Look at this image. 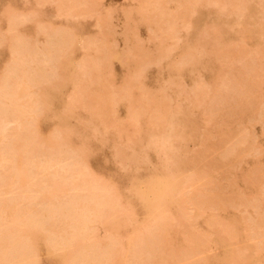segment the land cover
<instances>
[{"label":"bare ground","instance_id":"1","mask_svg":"<svg viewBox=\"0 0 264 264\" xmlns=\"http://www.w3.org/2000/svg\"><path fill=\"white\" fill-rule=\"evenodd\" d=\"M84 1H82V2H84ZM215 1H217V0H215ZM45 2L47 3L46 0H37L35 2V4H33L30 0H24L21 2H19V0H0V73L2 72L1 71L2 68L8 69L6 74L2 73L3 76H2V78H0L1 79V81H0V125L4 124L3 126H0V137L2 134H3L2 138L5 137L6 132H8L9 135L12 134V133L10 134V132L6 130V128H7L6 126L11 122V120H10L11 118L13 119V121L18 120L21 124L19 126L18 125L19 122L17 123V125L19 127H21L20 129H18V131H20V132L17 131V133H14V136L12 134L11 136L14 138H12L11 136L10 137L14 140L15 139L17 140L20 137H21L20 139L24 138L23 140H20V143H22V141H23V143L25 144L24 141L25 140L27 141L25 144L26 146H24V152H29V156H31L32 159H33V156H35L37 154V152H39V151L43 152L46 155H49L48 157H50L52 155V154H50L52 152L47 151L48 149L45 150L46 142H50L53 139L56 140L59 138H60V140L65 141L66 147L68 149H74L75 150L72 152H67V154H69V157L71 155L72 158L74 159L73 160L74 163L71 164V166L69 165L68 168H65V171H67V172H65V175L70 173V177L71 176L74 177L72 180V185L75 188H79L80 190L85 191L86 194L83 196H74L73 198H70L68 200V203L66 204V205L70 206L69 208H66L67 207L66 205L64 207L63 203L61 202V200L58 197L56 199H59L60 200L59 202L62 203L63 206L60 203H59V205H57V204L55 205L53 202L56 203L58 201L57 200L54 201L53 198L56 196L57 191L63 185V182H64L63 181L64 180V174L63 173L60 174V173L56 172L55 176L56 175H58V176H56V177L54 176L53 179H47L48 181L46 180V182H44V183L41 182L40 184H38V183H36L37 181L36 182L34 181V180H38L37 178L36 179L34 178V180L32 179V177L35 176V174H32V173L30 174V175H32L30 177L31 179H29V176H27V173L29 175L30 172H33L32 169H34V168H32V167L36 166L35 163L33 166L31 165V164H33V162H31L30 159L26 158V159H24V162L22 160V162L20 161L21 163L20 164L18 163V165H16V166L11 165L10 168L8 167L9 169L6 168V169H8V171H5V173L10 172V170L12 169L13 172H16L15 177H18L17 176L18 173H22V172L25 173L26 177L28 178L27 184H25V185L32 184V185H34V188L35 187L37 188V190L35 191L36 193L35 192L34 193L36 194V196L38 198L36 200L38 204L35 201V203L38 206L36 204H35L36 206L34 205L35 207L30 205V208H31L30 217H27V219H26L27 222L23 223V221H19V217H18L19 212L17 213V211H18L17 209H18L19 205H17L18 207L16 208V212L15 211L12 212V211H9V208H10L9 203H11L13 200H11L10 202L5 201V200L0 201V218H1V215H3V217L5 216V218L9 219V221H8L9 223L8 224L5 223L6 225L3 223L2 224L0 223V264H14L15 262H19V264H126L125 259H123V256L126 252H128L130 250L131 246H140L141 247L142 244H146L147 246L160 245V242H158V240H157L158 237H160L163 234V231H165L167 233H169V231H170V224H169L170 217L166 215V212H167L166 210L170 205L174 204V202H175L174 201L175 197H173V194H175V193H172L171 190H173L174 188H176L177 186L180 185L179 175L184 170L185 171L189 170L188 172H190L191 175L188 174V177H189V179H191L192 176L194 175V173H192V171L196 170L195 168H198V167H195V168H193V167L196 166V164L198 166V164L201 161H204L206 159L207 154H209L208 153L209 151L207 152L208 149L201 147V149L197 150L198 153H196V155H195V153H193L194 155H187L183 158H177L176 157L177 154H176V156L174 154V157L170 156V155H173L172 153H174V151L175 152L179 151L178 149L181 145L180 142H184V141H182L183 137H184V140L186 139L185 138L186 136L188 139H190L192 141L196 140L195 116H193V115H195L197 111L193 112L190 109V112H189L188 109L187 110L183 109V107L181 106L180 103H179L180 105L177 108H176V106L174 108L175 102H173L172 108H171L170 104H168V101H171L172 99L168 98V96H170V95L167 94V91H170L171 89L173 90V88H170L171 86L172 87L175 86L174 89L177 88L176 87V84L178 82L176 80L177 76L175 78H173V77L175 75H180V74H184V73L188 74V76L190 78V79L188 78L189 79V84H188L189 87L188 88H191V91H188V90H185V91H188V94L186 93L187 95H189V93H193V95L198 98V102L195 103L196 105L194 104L195 107L197 105L199 107L200 106L205 107L204 105H206L208 107L210 105V103L213 102V100H215L216 98H219L221 101H216L214 107L215 106L217 107V105H219V107H220V105H221V106H223V108H226L230 104H231L230 106H234V105H236V102H239L237 104L241 108L242 106H240L241 105L240 101L244 99L243 96L247 93L248 94L253 93V92L251 93V90H250V89H252V86H250V82L251 81L253 82V80H251L252 77H254V81H255V78H257V81H259L258 79L261 78V74H263V70H264V68H261V66L263 67L262 63L264 61V0H242L238 4H236V3L231 4L232 7L224 6L223 8L217 10L219 15L216 17L214 15V12H212L209 8H207L205 6V3L202 2L203 5L202 4L200 5V2L198 4V0L196 1V3L194 2L193 5H194L195 9L193 12V16L190 17L191 18L190 22L188 21L189 22V28H187L185 33H183L179 37L180 39H182L181 45L179 44V46L178 45L175 46V44L173 43V40L171 42L172 44L170 43V41L168 42V43H170V46L172 45L171 46V48H173L172 50H174V47H177V48H175V50L176 49L178 50V53L180 54L179 55L180 58H179V61L177 63L178 65L176 66V64H175L176 67H173V65H171V63H169V61H170L169 60L168 62H166L164 68L165 69L168 68V72L173 75V76L170 75V77H172L173 80L175 79L177 82H173V83L170 82V84H169L168 83L169 80H168V82L166 80L169 78V77H167L168 76L167 75L166 76L167 78H165V80L164 79L163 80L165 81L166 85H167V83H168V85L165 87L164 86L165 83L163 81L162 82L164 84L161 82L163 84V85L161 84L162 87L164 86V88H166V89L168 88L166 92H165L164 88H163L164 90L162 89V87L160 88L161 90H159L157 88H155V90H154V88L149 87L150 89L154 90V93L153 92L150 93V95L153 97L152 111L154 112L152 115V119L154 120V123L152 124V126L154 128H157L158 132H157V135H155V136L158 137L160 142L154 141V143H153L152 142L153 136L149 132L143 130L141 127V124H137L139 122L138 119H140L139 117H141L143 114L142 113H133V114H130V122L133 121L132 124L133 125L137 124L138 128L135 129L137 127L135 125L134 126L132 125V127L130 128L131 124L129 123L126 128L129 127L130 129H132V131L129 130V131H131V132H129L127 129L128 132L125 133L126 128H123L124 131L122 132V133H124L125 137L124 136L123 137L125 139L128 137V135L129 136L131 135V137H130L131 139L129 138L130 144L126 145V146H123V145L118 146L117 145V146H114L113 149L110 148L111 150H108V144H110L112 142L113 134L111 135L110 133H105V134H102L98 139H96L95 136L98 132L97 123H105L106 118L110 115V111H112L114 113V106L118 105L121 107V105H120L121 100L124 101L123 98L126 99L127 96H125L123 94V95H120L118 98H115V99H113L111 96L106 97L108 95L107 93H109L110 90L107 89L108 91H105L106 89L104 90V88L102 90H100L95 95V97H90L89 95H85V93H89V91L93 92L92 90H89V85L94 80V76H95L94 74H95L96 69L100 68V66H101L100 64H98L101 62H98V57L95 54V52L98 53L99 48H102V47L101 46L95 47L94 44L91 42H89L87 44L86 48L90 52L88 54L90 64L74 65L75 68H77V69L80 68V70H81L80 74H76L74 72L75 68L74 67L72 68V59L74 56L72 57L71 55H69V53L67 54L66 51H68V49L70 48V45H73L79 39V32L76 30L77 28L75 29V27L72 26V24L68 20H63L60 23L57 21L59 24L65 25V30L67 32H65L64 30H60V31H62V33H61L57 29L56 30L53 29L51 31L48 30V33H47L48 34V40L45 39L46 42L49 41L48 45L45 44L43 47H38L35 45V43H38L37 42L38 40L36 39L37 35H38L37 30L39 32V29H40V33H41V30L46 31L48 29V23L46 24L47 29L46 28L44 29L42 26H41L42 29L41 28L37 29V26L44 24V21H43L44 16L46 18L48 17L47 21L49 22L50 25H51L50 22H52V21H50L49 19H54L57 16V13L55 14L54 9L52 7L47 8V7L43 6L45 4ZM212 2H213V0H212ZM184 3H185V0H184ZM187 3H188V1H187ZM80 4H82V3H80ZM95 4H97V3H95ZM188 4L190 5L191 3H188ZM8 6L10 7V9L12 11L24 12V16H29L27 14H30L31 15V16H29L30 19L27 18V19H25L23 21H19V22H13V21L5 19L3 14L5 13ZM95 6L94 7L91 6L93 8V10L95 9ZM99 6H97V7H99ZM211 7H213V6H211ZM92 8L89 7L86 9L90 12V10ZM108 8H110V7H108ZM99 9H101V8H99ZM110 9H112V8H110ZM59 10L60 9L58 8V11ZM87 10H86V12H87ZM95 10H97V9H95ZM114 10H115V8H114ZM131 11H129V12L131 13ZM91 13H93V11H91ZM101 14L99 13V15H101ZM106 14H108V13H106ZM136 14L137 13L135 12V15ZM138 14H139V11H138ZM180 14H182V13H180ZM89 15H90V13H89ZM49 16H50V18H49ZM82 16H86V14L82 15ZM103 16H102V20L104 18L103 21H105L106 20L105 14ZM228 16L232 17L230 21L227 20ZM20 17H23V16H20ZM60 17H61V15H60ZM97 17L98 16H95L94 20ZM125 17L126 16H124V18ZM58 18L59 17H57L55 19H58ZM88 19H91V18L89 17ZM100 19L101 18H99V20ZM107 19L110 20L108 18V16H107ZM69 20H71V19H69ZM82 20H84V19H82ZM102 20H101V23H102ZM127 20L125 19V22ZM132 20L130 19V21H132ZM145 20H147V19H145ZM149 20L150 19H148V22H149ZM176 20H178V19H176ZM253 20H254V22L252 23ZM111 21L112 20H110L108 22H111ZM123 21H124V19H123ZM157 21H158V18H157ZM97 22H98V20H97ZM108 22H107V24H108ZM116 23H117V20H116ZM131 23H134V22H131ZM94 24H95V22H94ZM110 24H112V22L109 23V25ZM123 24H124V22H123ZM150 24H152V22ZM158 24L159 23L154 24V25L157 26ZM208 24H209V26L211 24L210 29L206 28ZM95 25H97V24H95ZM109 25H107V26H109ZM119 25L122 26L121 23ZM128 25H126V26L128 27ZM132 25H133L132 27H134V24H132ZM55 26H57V25H55ZM112 26L113 25H111L110 27H112ZM156 26H154V27H156ZM173 26H175V25L173 24ZM60 27H62V26H60ZM92 27H94V26H92ZM92 27H91V23L88 22V20H87V22L82 21V24L78 28L80 29V31L82 33L86 34V36H91V34H92L91 28ZM115 28H117V25H115ZM115 28H114V31H115ZM161 28L162 27H160L159 29H161ZM123 29H124V27H123ZM155 29H152V32ZM170 29H173V28H170ZM134 30H136V29H134ZM134 30H132L133 35L131 37L135 36V34H136ZM175 30L173 29V31H175ZM121 31H122V29H121ZM125 31H126V29H125ZM155 31H157V29ZM165 31L166 30H164V32ZM63 32H65V34ZM161 32H163V31H161ZM45 33L43 34V36L45 35ZM114 33H116V31ZM128 33H131V32L128 31ZM128 33H127V35H128ZM158 33H160V31H158ZM105 34H106V36L109 35L108 33H105ZM153 34H155V32ZM118 35H119V33H118ZM111 36L109 35V37H111ZM136 36H137V34H136ZM163 36H165V34ZM163 36H161V38H163ZM175 36H177V38H178V35L175 34ZM126 37H125V39L128 40L129 38H126ZM135 37H133V38H135ZM40 38H42V37H40ZM122 38H123V36H122ZM171 38L172 37H170V38L168 37L166 40L168 41V39L170 40ZM174 38H172V39H174ZM106 39H108V38H106ZM135 39H133V40L135 41ZM138 39H139V37H138ZM147 39H149L148 35H147ZM153 39H154V37L151 38V40H153ZM139 41L140 40H138L137 43ZM153 41H155V40H153ZM106 43H108V41L105 42L104 44L106 45ZM111 43H112V41H111ZM124 43H126V42H124ZM162 43H161V45L160 44L158 46L154 45L152 47L154 48L157 46L158 48L162 49L161 48L163 46ZM166 43L167 42H165L164 44H166ZM114 44H116V43L114 42ZM28 45H29V47L30 46H32V47H31L30 51L26 50V51H28L27 54H24V53H26L24 50H25V48H27ZM134 45H135V47H137L136 44L133 43V46ZM139 45H143V44L139 43L138 47H139ZM33 46H35V48ZM116 46L114 45V47H116ZM105 47H107V46H105ZM114 47H111V48H113V50L111 49L112 51L115 50ZM168 47H169V44H168L167 48H165L164 51H163V49H164V47H163L161 53L166 52ZM121 48H122V46L120 47V50H121ZM124 48H125V46H124ZM144 48L143 49H141V47L138 48L139 52H142L141 50H143V51H145L144 53L146 54L147 50H151V48L149 49V47H147L145 49ZM158 48H156V49L159 51L160 49H158ZM74 49H72V50H74ZM108 49L110 50V48H108ZM131 49H136V48L131 47ZM138 49H137V51H138ZM169 49L167 52H169V51L172 52L171 49L170 50ZM53 50H55V52H56L55 54H57V55H55V56L53 55L55 58L51 62L53 64V65L51 64V67L53 66L51 68V71L53 70L51 72L53 74V78L52 77L49 78L47 76L48 70H46L45 64L48 61L52 60L53 57H51V60H48V59L50 58L49 56H52L51 53ZM111 50L109 52L107 50H105V51H107V54L109 55ZM128 50H130V49H128ZM157 50H155V51H157ZM134 51L130 50V52L135 54ZM147 52H149V51H147ZM71 53H73V52H71ZM103 53L101 51L99 54H103ZM115 53H116V51H115ZM144 53H142V54H144ZM157 53L158 52H155L156 55H152V56H154V57L157 56ZM113 54L114 53H111L110 56ZM135 55H137V54H135ZM141 55H138V56H141ZM160 55H161V57H157V58L158 59L160 58V61L162 62L161 59L164 56V54H160ZM168 55L169 54L167 53V56ZM117 56H120V52L117 54ZM167 56L165 53V56L163 57L164 58L163 61L167 60L170 57V56L169 57H167ZM227 56H232L231 59L229 58L230 61H232V60L237 61L238 60V63H239V64L235 63V62H234L235 64L229 63L230 67H228V65H227V67H228V69L230 68V70H228L227 68L222 66V67H224V70L222 71V73L225 71V69H227L226 71H228V73H230L228 79L226 81L224 80V82L222 80H221L222 82L217 81V80H220L218 78L216 79V81L219 83H217V82H216L217 84L214 83L215 84L214 86H216L218 88L221 87L217 90V92L214 89V87L212 88V86L208 85L209 82H207V85H205V87H204L203 82L207 81L210 77L215 75L214 61H216L217 58L218 59L227 58ZM105 58H108V57H105ZM141 58H145L144 55L142 57H140L139 60L138 59L137 60L140 61ZM147 58L148 57L146 56L145 60ZM150 58H149V60H152L151 56H150ZM110 59L113 60L112 56ZM143 60L144 59H141L140 62H142ZM239 61H242V63ZM130 62H132V61H130ZM130 62H128V64ZM134 63H136V65L138 64L137 62H134ZM147 63L145 62L143 64V62H142V63L138 64V65H141L138 67V69L140 67H142L143 65H145L144 66V68H145ZM150 63H151V61H150ZM155 63H156V61L153 64H155ZM172 63L174 64L173 61H172ZM220 63L218 64V66H221ZM128 64H127V66H128ZM157 64H159V63L157 62ZM160 64L154 65V66L155 67L157 66L159 68V67H161ZM224 64L225 65L227 64L226 61L222 65H224ZM231 64H232V66H231ZM236 64H238V65H236ZM129 67L131 69V65ZM128 68H126L127 70L126 69L125 70L129 71ZM219 68H221V67H219ZM219 68H217V70H216V77L219 75V72H218V71H220ZM221 69H223V68H221ZM261 69H263V70H261ZM139 71H142V69H140ZM195 71H199V73H198V76L194 77ZM217 72H218V75H217ZM258 73H261L260 76L258 75ZM129 74H130V72L128 73V77L131 78V76H129ZM138 75L136 78L139 81L142 79V81L138 82L134 78L135 80H134L133 84H135L136 83L135 81H137L138 83H140V85H143L144 83L143 84H141V83L143 82L144 77H141V79H139ZM143 75H144V73H143ZM158 75H161V74H158ZM126 76H124V77H126ZM257 76H259V77H257ZM161 77L162 76H160V78ZM178 77H177V79H178ZM263 78H264V76H263ZM212 79H213V77H212ZM128 80H129V78H128ZM132 80L133 79H130L131 82L129 81L131 84H132ZM145 80H146V78H145ZM170 80H172V79H170ZM109 81L114 82V80H109ZM182 81H183V79H182ZM156 83H154V84H156ZM204 83H206V82H204ZM255 83H256V81H255ZM258 83H257V86L260 85ZM107 84H108V82H107ZM182 84H185V83H180L178 85L179 88H177V89H180V86ZM105 85H106V83H105ZM113 85H114V83H113ZM182 86H183V90H184L185 89L184 85H182ZM182 86H181V88H182ZM206 86H210L212 89L210 88L209 90H207L208 87H206ZM30 87L36 88V90L33 91L31 89L30 90L31 92H27V90H29ZM108 87H111V86H108ZM185 87H186V85H185ZM263 88H264V86H263ZM156 90L159 92H156ZM262 90H264V89H262ZM254 91H255V89H254ZM111 92L115 93L113 91H111ZM172 92H174V91H172ZM172 92H170V93H172ZM262 92H264V91H262ZM62 94H64V97H65V95L67 96L68 102L63 103L61 101L63 98ZM142 96L144 97L145 95H142ZM249 96L251 97V95H248L246 97H249ZM174 97H176V96H173V98ZM246 97H245V99H246ZM2 98H3V100H2ZM127 98H129V96ZM21 100H23V101L26 100V102H25L26 105L23 104L24 107L20 104V106H22V108L19 107V105H18V103H20ZM126 100H128V99H126ZM128 101L130 102V100H128ZM230 101H231V103L227 104L228 106L223 105L224 103L226 104V102L228 103ZM232 101H234V102L232 103ZM248 101L246 100V104L248 103ZM252 101H253V99H252ZM182 102H184V101H182ZM253 103H250L251 106ZM224 106H226V107H224ZM120 107L118 109H120ZM195 107L193 109L197 110L198 108L195 109ZM236 107H234V111H235V109L238 110V108H239V107H237V108ZM247 107H248V104H247ZM249 107H250V105H249ZM23 108H25L24 111L27 112V114L29 115L28 118H27V116L26 117L24 116L25 118H27L26 121L24 120L25 118L22 121L20 120V116H21V118L23 117L20 114V112L23 110ZM63 108H67V110H69L70 115L68 118H63L66 114L62 117L61 111ZM221 108H220V110H221ZM232 109H233V107H232ZM252 109L253 108H250V111H252ZM245 110H247L246 107H245ZM234 111H233V113L236 114V112H234ZM203 112H204V110H203ZM238 112H241V111H238ZM116 113H119V110H116ZM226 113H225V115L227 116L226 118H228L229 117L228 113H231V112L226 111ZM233 113H231V114H233ZM241 113L245 114L246 112L244 113V110H243ZM220 114L218 115V117L220 119H221V117L222 118L225 117L224 113H223V115H220ZM242 114H239V115H242ZM231 116L229 117L228 121L230 120ZM234 116H236V115H234ZM242 116H241V118L238 117L239 120L241 119V122H242ZM249 117L251 119V115ZM249 117H246V118H249ZM263 117L258 118V119H260L258 121L260 124H261L260 121H264L262 119ZM62 118L65 120H63ZM5 119H7V123L6 122L1 123L2 120H5ZM120 119H122L121 115H120ZM142 119H145V117H143ZM252 119L258 120L255 117L253 118V116H252ZM252 119H251V121H252ZM8 120H10L9 123H8ZM248 120L249 119L245 120V122ZM134 121H136V122L134 123ZM142 121H144V120H141V122ZM209 121H211V120L208 119V122ZM225 121H226V119H225ZM225 121H223V122H225ZM223 122H222V124L226 123V122L225 123H223ZM234 122H236V121H234ZM237 122H238V120H237ZM255 122L256 121L252 122L253 125ZM258 122H256V124ZM231 123L232 122H230V125H231ZM263 123L264 122H262V124L259 127H261L262 125L264 127ZM5 124H7V125H5ZM85 124H87V126ZM226 124H225V126H227ZM89 125H90V127H89ZM247 125L251 126L250 123H248ZM213 126L216 127V125H213ZM240 126L242 127V130L240 129V127L238 128L240 130L235 129L236 125H235L234 129L238 130L240 132V134L237 133V136L238 135H240V137L244 136L242 138H244V141H245V140L249 139V136H247V139H246V137H245L246 136L245 135L246 128L245 129L243 128V126H245V125H240ZM133 127H135L134 131H133ZM209 127H210V124H209ZM251 128H253V127H251ZM123 129H121V131ZM247 130H249V129H247ZM223 131L224 132L220 131L221 133L217 135L216 139L218 138L217 139L218 141L217 140H215V141H217L218 144L216 142L214 144L215 146L219 145V143H220L219 139L222 138V140H223V137L226 136L225 132L228 131V128H227V130L223 129ZM231 131L233 132V130H231ZM235 132H237V131H235ZM128 133H130V134H128ZM241 133H243V135H241ZM251 133L253 134V132H251ZM126 134H128V135H126ZM230 134L233 135L232 133H230ZM230 134H227V135L229 136ZM246 134L250 135V133H246ZM118 135L120 137L122 136V134L120 135V133ZM253 135L255 136V134H253ZM132 136H134V137H132ZM235 136H236V134H235ZM252 136L250 135V137H252ZM207 137L206 138L208 140L206 138L205 139L209 143V141H211V140H209L210 135H208ZM236 137H234V138H236ZM2 138L0 141L3 140ZM38 138H41V140H43V141L40 140L41 143L43 142L45 145V146H43L41 143H39L40 145H42L40 147L38 144V146L41 149L39 147H37L36 145H34V143L37 142ZM234 138L232 136V140ZM242 138H241V140L240 139L238 140L236 138L237 140L234 142V145L232 147L230 146L229 149L227 148V149H224V150L219 151V152L217 151L218 152V153L216 152L217 156H216V154H211L213 156V158H215V156H216V158L215 159L210 158L211 160L213 159L212 161L210 159H209V161L206 160L207 163L205 161L204 165L201 163L202 167H204V169L201 172L199 170L201 168L197 169L196 173H198V174L195 176H200L201 174L204 175L205 172L215 173V171H217L218 168L219 169L220 168L224 169V167H227V168L230 167L231 168V166L233 165L232 163L237 160V158H236L237 150H238V149L236 150L237 144H241L244 142L242 140ZM5 140L7 141V139H5ZM222 140H220V141H222ZM254 141H256V140L251 141V139H249V142H252V144L253 143L256 144V142H254ZM176 142H177V146H179V147L174 146L175 144H173V143H176ZM214 142L212 141V143H214ZM245 142L247 143L248 141H245ZM245 142H244V144H245ZM9 143H11V142H7L9 148H8L7 144L4 146V148L6 146H7L6 148H8V149L5 148L7 150L6 152H4L5 150L1 151V150H3V147L2 148L0 147L1 148V150H0V163H2L4 161L2 164H4L5 161L8 163V161H10L9 158L11 156L12 157L16 156V154L21 149L19 147H16L17 145L13 149V147L10 146ZM152 143L155 145H159V144L160 145L158 147L156 146V148H154L155 146ZM178 143L180 145H178ZM199 143L200 142H197V145ZM171 144H173V146ZM182 144H184V143H182ZM150 145L154 146V147L151 146L152 148H154V150L150 149L148 151L147 147L148 146L150 147ZM169 145L172 146L174 151L172 150V148H170ZM248 145H250V144H248ZM22 146L23 145H21V147ZM263 146H264V144H263ZM42 147L44 149H42ZM47 147H49V146L47 145ZM217 147H220V146H217ZM262 147L260 144V147L259 146L252 147V149L257 150V149L262 148ZM169 148H170V150H172V151H170V154L168 153L169 157L164 158L165 160L161 159L162 161L158 162V163L153 162V160H155V157L159 156L160 153L163 154V156H161V157H165L166 156L165 152L169 151ZM263 149H264V147H263ZM263 149L260 151L258 150L259 151L258 154L264 155V153H262ZM107 150L109 151V153H106ZM217 150H219V148H217ZM214 151H216V149ZM20 152L24 153L22 151H20ZM255 153H256V151H254V153H250V154H254V156H255ZM7 154H9L11 156H8V158H7ZM250 154H249V156H250ZM111 155L114 156V162L113 163L109 159ZM211 155H209V156H211ZM203 156H205V157H203ZM209 156H207V159L209 158ZM249 156H247L246 158H248ZM260 156L261 155H259V157ZM199 157L202 160H198V159H200ZM25 160L26 161L28 160V162L30 161V163H31L30 165H31L32 169L30 168V170H27L26 168L28 167V165H27V167H23V165L26 166V163H27V162H25ZM255 160H256V158H255ZM198 161H200V162H198ZM239 162H241V161H239ZM257 163L256 164L259 165L258 161H257ZM238 164L240 165V163H238ZM252 164L255 165V163H252ZM149 165H151L152 168H148ZM245 165H246V163H245ZM199 166H200V164H199ZM234 166L237 167L236 165H234ZM2 167H4V165H2ZM215 167H217V168L215 169ZM235 167H234V169H235ZM121 168L123 170L125 168H127L128 172L122 174L121 173L122 171H120V170H122ZM211 168H214V170L212 169V171H211ZM230 168H228L227 171H229ZM238 168L239 167H237L236 169H238ZM232 169H233V167H232ZM97 171L102 174V176H100L102 178L99 180H97V178H95V176L98 175ZM222 171H220V172H222ZM232 171H234V170H232ZM236 171H238V170H236ZM258 171H255V172L251 171L249 173H247V171H245L247 174H244V177H246V179L245 178L244 179L249 184L246 183L242 178V181L244 182L243 183L244 186L246 183L247 185L251 186L252 189L254 190V192H252L249 189L248 191H250V194H248V192H247V194H248V195L246 194L247 197L242 198L240 196H237L238 191H236V190H238V188H236V187H240L237 184H236L237 186H235V183L230 184L228 182V183H226V185L224 184L225 186H223V185H220V184H223L221 181V183L218 182L217 184L210 186V189L215 190L214 191V197H212V198L207 197L205 199L198 200L200 202L209 203V204H207L209 206L220 207V206H222L221 203L225 202V203H227L226 205H228L229 208H231L233 210H235L236 208H239V207H244L243 209H245V210H246V208H250L252 211H253V209H256L255 212H257V214H256L253 211L255 213L254 215H256V217H255L256 221L255 222L254 221L252 222V218L250 216L249 217L251 219H249V217H246V218H244L245 221H243V218L236 215V213L233 214L232 216L227 217V218H222V217L220 218L219 216L218 217L212 216V217H210V219H211L210 221L212 223L214 222L215 224L220 225V229L214 232V238L211 240L210 239L208 240L204 234H196L197 238L199 239L200 245L202 247L208 246V244H213V247L215 245L216 247L222 249L223 253H221L219 256H217L218 263L224 254L229 253L230 254L229 256H231V264H252V263L264 264V261L258 262V253L262 247L261 245L264 244V176L260 177ZM199 173H201V174H199ZM222 173H225V172H222ZM8 174L7 175L5 174V176H3V177L0 176V186L5 187L8 179H12L11 178L12 176L10 175V177H8ZM22 176H21V178H22ZM190 176H191V178H190ZM68 177H69V175H68ZM233 177L236 179V176H233ZM193 178H195V177L193 176ZM13 179H14V176H13ZM223 181L225 182V180H223ZM13 182L14 181L12 180V183ZM15 182L17 183V181H15ZM139 183H142V185H143L142 188H144V190L141 191ZM236 183H237V181H236ZM210 184H213V183L211 182ZM221 186H223V187H221ZM31 187L33 188V186H31ZM243 187L239 188V189L243 190ZM247 187H245V188H247ZM33 198L35 200V197H33ZM193 198H194V195H193ZM197 199H198V197H197ZM65 202H67V201H65ZM15 205H16V203H15ZM27 205H29V204L27 203ZM172 208H175V207H172ZM11 209H12V207H11ZM176 209H179V207H176ZM246 213H248V211H246ZM249 213H251V212H249ZM167 214H169V212H167ZM3 217L1 219V221H3ZM119 217H121L122 219L120 218L121 220L118 221L117 218H119ZM145 218H147V219L150 218V226L152 228H154V230L150 231V233L147 236H140V233L138 232L139 226L141 225V222H143L145 220ZM175 219L178 221V223L181 226V228L178 229V232L186 235L188 233V230L190 229V226L188 225L187 220H184L181 217V214H178V216H175ZM254 227L261 229L260 230L261 232H259V233L254 232ZM100 230L103 231L104 233H108V235H109L108 237L110 239L109 240L110 242L106 240L108 245H106V243H104L106 245V247L103 245L105 248H102V246H100V245H98V246H100L101 248L98 247L97 245H95V242L97 244H100L97 241L94 240V242H93V241L89 240V238L93 237L92 236L93 233L99 232ZM44 232L48 233V235L46 233L47 238L46 237H45V239L43 238L44 241L42 243H40V242H38L39 237L42 236L44 234ZM228 234H231V236L236 240V243L233 244L231 247H227L223 242L224 235H228ZM108 237H104V238L108 239ZM94 239H96V237ZM210 242H212V243H210ZM91 243H93V244H91ZM168 244H169V241L167 239V240H165V242H163L161 249L159 251H156L155 249H151V248L148 249V252L151 254L152 258H150V260L146 261L145 264H156L158 260H156L154 258L160 259L161 255L163 253H165V250H167V248H169V247H167ZM169 246H171V245H169ZM60 250H63V251L65 250V252L68 251L67 255L64 258L59 257L58 251H60ZM185 250H190V248H187ZM245 251H248L249 254L244 255ZM60 253H61V251H60ZM184 256L185 255H181V257H184ZM225 258H227V257H225ZM227 262L228 261H226V263Z\"/></svg>","mask_w":264,"mask_h":264},{"label":"rangeland","instance_id":"2","mask_svg":"<svg viewBox=\"0 0 264 264\" xmlns=\"http://www.w3.org/2000/svg\"><path fill=\"white\" fill-rule=\"evenodd\" d=\"M21 1H24V0H19V2H21ZM30 1L33 4H35V2L37 0H30ZM46 1H47V3L45 2V4L43 6L44 7H47V8L52 7L54 9L55 14L57 13V16L55 18H57V17H59V18L58 19H55V18L54 19H49L50 21H52V22H50L51 23V25H50L49 22L47 21L48 20V17L46 18L44 16V20H43L44 21V24L43 25L42 24L39 25L40 27L37 26V29H39V28L42 29V27L45 29L47 27L46 26L47 23H48V29L46 28L47 29L46 31L45 30L44 31L41 30V33H40V29H39V32L36 29L37 30V33H38L37 38H36L38 40L37 41L38 43H35V45L38 46V47H43L45 44L48 45L49 41L46 42V40H48V34H47L48 33V30L51 31L53 29L54 30L57 29L59 31L60 30H64L65 32H67L65 30V25L64 24H59V23L61 21H63V20H68L72 24V26L75 27V29L77 28L76 30L79 32V39L76 41V43H74L73 45H70V48L68 49V51H66L67 54L69 53V55H71L72 57L74 56L73 59H72V68L73 67L75 68L74 65H77V64H90L89 57H88V54L90 52L86 48V46H87V44L89 42L93 43L95 47H100V46L102 48L104 47L103 49L102 48H99V52L98 53L95 52V54L98 57V62H101V63H98V64H100L101 66H100V68L96 69L95 74H94L95 75L94 76V80L89 85V90H92L93 92L89 91V93H85V95H89L90 97H95V95L100 90H102L104 88V90L106 89L105 91H108L107 89H109L110 92L111 91L115 92V93H112V92L110 93L109 92L110 94L107 93L108 95L106 97H110L111 96L113 99H115V98H118L120 95H123V94L125 96H127V97L129 96V98L126 97V99L130 100V102L128 100H126L125 98H123L124 101L121 100V104H120L121 107L118 106V105L117 106H114V113L112 111H110V115L106 118L105 123H97V127H98L97 130H98V132H97V134L95 136L96 139H98L102 134H105V133H110L111 135L113 134V140H112V142L110 144H108V150H111L110 148L113 149L114 146H117V145L118 146L119 145L126 146V145H129L130 144L129 138L131 137V135L130 136L128 135L130 133L126 134V135H128V137L125 139L124 138L125 137L124 136V133H122V132L124 131L123 128H126L129 123L131 124L130 125V128L132 127V125H133L132 122L133 121L130 122V114H133V113H142L143 114L141 117H139L140 119H138L139 122L137 121L138 122L137 124H141L142 129L145 130V131H147V132H149L153 136V138H152V142L153 143H154V141H159L160 142V140L158 139V137L155 136V135H157V132H158L157 131V128H154L152 126V124L154 123V120L152 119V115H153L154 112L152 111V105H153L152 104V100H153V97L150 95V93L151 92L154 93L155 88L161 90L160 88L165 83L164 80L167 77H169L168 79H166L167 82L169 80V82H168L169 84H170V82L173 83V82H177L178 81L177 84H176V87L177 88H179L178 85L180 83H185V84H182V85H184V88H185L184 90H183V86L182 85H181L182 88L180 86V89H177V88L174 89L175 86L173 85L174 87H172L170 85L171 86L170 88H173V90L171 89L170 91H167L168 88L166 89V88H164V86L166 87L168 85V83H167V85L165 83L164 86L162 87V89L164 88L165 89V92L167 91V94L171 96V97L168 96V98H171L172 99L171 101H168V104H170L171 108L173 106V102H175L174 108H175V106L177 108L181 104V106L183 107V109H185V110L188 109L189 112H190V109L193 112L197 111L196 114L193 115V116H195L196 140L192 141V140L188 139L187 136H186L185 137L186 138L185 140H184V137H183V140L182 141H184V142H180V144L182 146L179 143H178V145H180V147L177 146V142L178 141L176 143H173V144H175L174 146L179 147V149H178L179 151L178 152H175L174 149L172 148L173 144H171L172 146L169 145L170 148H172V150L174 151V153H172L173 155H170L171 157L172 156L174 157V154H175V156L177 154V156H176L177 158H183V157H185L187 155H194L193 153H195V155H196V153H198L197 150L201 149V147L208 149L207 152L209 151L208 152L209 154H207V156H209L211 154H216L217 151L219 152V151H222V150L227 149V148L229 149L230 146L232 147L234 145V142L237 139L238 140L239 139L241 140V138L244 137V136H241L240 137V135L237 136V133L240 134V132L238 130H240V129L242 130V127L240 125H245V126H243V128L244 129L246 128V130H245V135H246L245 137H246V139H247V136H249V139H251V141L256 140V141H254V142H256V144L255 143L252 144V142H249V139L245 140V141H248L246 143L244 141V138H242V140L245 142V144H244V142L241 143V144H237V148H236V150L238 149L237 150V155H236L237 160L232 163L233 165L231 166V168L228 167V168L231 169V170L229 169V171H227L228 170L227 167H224V169H221V168L219 169L218 168L219 170L217 169V171H215V173H212V172H210V173L208 172L207 173V172H205L204 175L201 174V173H199V174H201L200 176H195V175L198 174V173H196V170L199 169V168H201V169H199L200 172H201L204 169V167H202V164L204 165V162L206 160L209 161L210 158H213L212 155L209 156L208 159H207V156H206V159L204 161H201V162L198 161V162H200L199 163L200 166H199V164H198V166L196 164V166L193 167V168L198 167V168H195L196 170L193 169L195 172L192 171V173H194L193 176L195 178H193V176L191 178V176H190L191 179H189L188 174L191 175V173L188 172L189 170H186V171L185 170L184 171L182 170L183 172L179 175L180 185L177 186L176 188H174L173 190H171L172 193H175V194H173V197H175V200H174L175 202H174V204L170 205L167 208V210H166L167 212H169V214H167V212H166V215L170 217V222H169V224H170V231H169V233L163 231V234L160 237H158L157 240H158V242H160V245L147 246L146 244H142L141 247L140 246H131L130 250L128 252H126L124 254V256H123V259H125L126 264H145L146 261H148V260H150V258H152L151 254L148 252V249L151 248V249H155L156 251H159L161 249V246H162L163 242H165V240L168 239L169 244L167 245V247H169V248L171 247V248L170 249L167 248V250H165V253H163L161 255V258L160 259L154 258V259L158 260L156 264H168V263L169 264H231V256H229L230 255L229 253L224 254L221 257V259L219 260V263H218L217 256H219L221 253H223L222 249L216 247L215 245L213 247V244H208V246H205L206 248L204 246L202 247L200 245L199 239L197 238L196 234H204L208 240L209 239L211 240V239L214 238V232L220 229V225H217L214 222L212 223L210 221L211 220L210 217H212V216H214V217H218L219 216L220 218L221 217L222 218H227V217L232 216L233 214L236 213V215H238L241 218H243V221H245L244 218L250 216L252 218V222L253 221L255 222L256 221L255 220L256 215H254V214L255 213L257 214V212H255L256 209H253L252 208L255 213L250 208H246V210L243 209L244 207H239V208H236L235 210H233V209L229 208V206L226 205L227 203H225V202H222L221 203L222 206L216 207V206H209V205H207L209 203L200 202L198 200H202V199H205L207 197H210V198L214 197V191L215 190L210 189V186L211 185L213 186V185L217 184L218 182L221 183V181H222L223 184H220V185H223V186H225L226 183H228V182L230 184L235 183V186H237V185L240 186V187H236V188H238V190H236V191H238V195L237 196H240L242 198L247 197L246 196L247 192H248V194H250V191H248V190L250 189L252 192H254V190L252 189L251 186H249V185L246 184L248 182L245 180L246 177H244V174H247V173H249L251 171L255 172V171H258L259 170L258 171L259 176L260 177H263L264 176V155L263 154H258L259 151L262 150L263 147H264L263 146V144H264V129L263 128L264 127H263V125L261 127H259L262 124V122H264V121H260L261 124L258 122L260 120L258 118H261V117L264 116V102H263L264 101V99H263L264 98L263 97L264 96V92H262V91H264V90H262V89H264L263 88V86H264V78H263V76H264V70L261 69V70H263V74L258 73L259 76L261 74V78L258 79L259 81H257V78H255L256 83L254 81V77H252L251 80H253V82L252 81L250 82V86H252V89H250V90H251V93L253 92L254 94L253 93H252L253 95L250 94V93L249 94L248 93L245 94L244 95L245 97L248 96V95H251V97L250 96L249 97H246V99L243 96L244 99L243 98L242 99L244 101L241 100L240 101L241 105L239 104L240 106H242L241 108L237 104L239 102H236V105L233 104L234 106H230L231 105L230 104L231 101L228 102V103L226 102V104L225 103L223 104V105L230 104L229 106L231 108L228 105L227 106L229 108L226 107V106H224L226 108H223V106H221V105H220V107H219V105H217V107L216 106L214 107L216 101H221L219 98H216L215 100H213V102H211L208 107L206 105H204L205 107H201V106L199 107L198 105L195 107V105H196L195 103L198 102V98L195 97L193 95V93H189V95H187L188 94V91H191V88H188L189 87L188 86L189 79H190L189 76H188V74L187 73H184V74H180V75H175L173 78H175L176 76L177 77L179 76L181 78L180 79L178 77V79H177V77H176V80H177L176 81L175 79L173 80V78L170 77V75L171 76H173V75L168 72V68L165 69L164 67H165L166 62H168L169 60H170L169 63H171V65H173V67H176L178 65L177 63L179 61V58H180L179 55L180 54L178 53V50L177 49L175 50V48H177V47H174V50H172L173 48H171L172 45L170 46V43L173 40V43L175 44V46L176 45L179 46V44L181 45L182 39H180L179 37L183 33H185V31L187 30V28H189V22L191 20L190 17L193 16V12H194V9H195L193 4H194V2L196 3L197 0H191V1L190 0H185V3H184V0H100V1L99 0H94L95 2L93 0H91V1L89 0L90 2L88 0H85V1L84 0H78L82 4H80L77 0H46ZM82 1H84L85 3L82 2ZM187 1H188V3H191V4L189 5L187 3ZM241 1L242 0H217V1L213 0V2H212V0L211 1L210 0H198V4H199V2H200V5L201 4L203 5V3H205V6L207 8H209L212 12H214V15L216 17V16L219 15L217 10L223 8L224 6L232 7L231 4H234V3L238 4ZM95 3H97V4H95ZM91 6L92 7L95 6V9H97V10H95V9L93 10V8ZM97 6H99V7H97ZM211 6H213V7H211ZM89 7L92 8L91 10L89 9L90 12L86 9V8H89ZM108 7L112 8V9H110ZM113 7L115 8V10H114ZM58 8L60 9L59 11H58ZM99 8H101V9H99ZM86 10H87V12H86ZM91 11H93V13H91ZM129 11H131V13ZM134 11L137 13L136 15H135V12ZM138 11H139V14H138ZM89 13H90V15H89ZM99 13L100 14L102 13V14L99 15ZM106 13H108V14H106ZM180 13H182L183 15L180 14ZM85 14H86V16H82V15H85ZM104 14H105V19H106L105 21H103L104 18L102 20V16ZM27 15L31 16L30 14H27ZM60 15H61V17H60ZM106 15L108 16L109 19L112 17L110 19V20H112L111 21L112 24L109 25V23H111V22H108L110 20L107 19V16ZM3 16H4L5 19L10 20V21H13V22H19V21H23V20L29 18V16H24V12H15V11H12L9 6L7 7V9H6L5 13L3 14ZM20 16H23V17H20ZM95 16H98L97 17L98 19L96 18L98 20V22H97L96 19H95L96 21L94 20V17ZM124 16H126V17L124 18ZM89 17L91 19H88ZM49 18H50V16H49ZM99 18H101V19L99 20ZM157 18H158V21H157ZM231 18H232L231 16H228L227 17V20L230 21ZM69 19H71V20H69ZM82 19H84V20H82ZM123 19H124V21H123ZM125 19L126 20L128 19V20L125 22ZM130 19L131 20L133 19V20L130 21ZM145 19H147V20H145ZM148 19L151 20V21L149 20V22L150 23L152 22L153 25L148 22ZM176 19H178V20H176ZM87 20H88V22L91 23V27L94 26V27L91 28V32H92L91 36H86V34L82 33L80 31V29L78 28L82 24V21H86L87 22ZM101 20H102V23H101ZM116 20H117V23H116ZM122 21L124 22V24H123ZM94 22L97 25H95ZM107 22H108V24H107ZM131 22H134V23H131ZM253 22H254V20L252 21V23ZM120 23H121L122 26L119 25ZM157 23H159L157 25L159 28L162 27L161 29H159L156 25H154V24H157ZM132 24H134V27H132L133 26ZM173 24L175 26H173ZM55 25H57V26H55ZM107 25H109V26H107ZM111 25H113V26L110 27ZM115 25H117V28H115ZM126 25H128V27ZM60 26H62V27H60ZM154 26H156V27H154ZM123 27H124V29H123ZM114 28H115L116 33H114L115 32L114 31ZM155 28L157 29V31H155L156 30ZM170 28H173L174 30L175 29L176 30L173 31V29H170ZM206 28L207 29H210L211 28V24H210V26L208 24ZM121 29H122L123 32L121 31ZM125 29H126V31H125ZM131 29L132 30H134V29L137 30V31L136 30H134V31L137 34V36L139 37V39H138V37L136 36L135 33L134 34H135V36L137 38L135 36H133V37H135L136 39L133 38V37H131L133 35V31ZM152 29H155V30H153V32H152ZM163 29L166 30V31L164 32ZM128 31L131 32V33H128ZM158 31H160V33H158ZM161 31H163V32H161ZM60 32L62 33V31H60ZM65 32H63V33L65 34ZM154 32H155V34H153ZM44 33H45V35L43 36ZM105 33H108L110 36L112 34L113 35L111 37H109V35L107 34L108 36H106ZM118 33H119L120 36L118 35ZM127 33H128V35H127ZM163 33L165 34V36H163L164 35ZM175 34L178 35V38H177V36H175ZM147 35H148V38L149 39H147ZM122 36H123V38H122ZM161 36H163V38H161ZM40 37H42V38H40ZM125 37L126 38H129V39L127 40V39H125ZM153 37H154L153 40H155V41L151 40V38H153ZM168 37L169 38L170 37H172V38L175 37V38L174 39L171 38L170 40L168 39V41H167L166 39ZM106 38H108V39H106ZM133 39H135V41ZM137 39L140 40L138 43H137V41H138ZM107 41H108V43H106V45H105L104 43L107 42ZM111 41H112V43H111ZM169 41H170V43H168ZM114 42L116 44H114ZM124 42H126V43H124ZM165 42H167L166 43L167 45L164 44ZM133 43L136 44L137 47H135V45L133 46ZM139 43L140 44H143V45H139V47H138V44ZM161 43L163 45L161 48L163 49V47H164L163 51L165 50V48H167V46L169 44L168 49L170 48L172 52H170V51L167 52L168 51V49H167L166 52L161 53L162 49H160V48L157 47L159 44L161 45ZM114 45L115 46L117 45V46L114 47ZM154 45H157L156 47H154L155 49L152 47ZM105 46H107V47H105ZM121 46H122V48L120 50V47ZM124 46H125V48H124ZM130 46L131 47H134L136 49H131ZM31 47L32 46L29 47V45H28L27 48H25V50H24L26 52L24 54H27L28 51H26V50H29L30 51ZM33 47L35 48V46H33ZM111 47H114L115 50L112 51L113 48H111ZM140 47H141V49H143L144 47L145 48L149 47V49L151 48V50L153 52L151 50H147L149 52L146 51V54H147L146 55L144 53L145 51H143L141 49L140 50L142 52H139V49L138 48H140ZM108 48H110V50L112 49L111 52L109 53V55L107 54V51L108 52L110 51ZM156 48H158L160 50L158 51ZM72 49H74V50H72ZM128 49H130L132 51L135 50L134 52L137 55L133 54ZM137 49H138V51H137ZM105 50H107V51H105ZM155 50H157V51H155ZM101 51H102V53L104 51L106 53L104 52L105 54L104 53L103 54H99ZM115 51H116V53H115ZM154 51L159 53V54L157 53V56H155V57L152 56V55H156ZM71 52H73V53H71ZM119 52H120V56H117V54ZM55 53H56L55 50H53L52 53H51L52 56H49L50 58L48 59V60H51V57H53L52 60L51 61H48L47 60L48 62L45 64L46 70H48V73H49V74L47 73V76L49 78L50 77L53 78V74L51 73L53 71V70L51 71V68L53 66L51 67V64H52L51 62L53 61V59H55L54 56L57 55ZM111 53H114L113 55H111L112 58H113V60L110 59L111 58V56H110ZM142 53H144V54H142ZM165 53H166V56H167V53H168L169 55L167 57H169V56L170 57L167 60L163 61V59H164L163 57L165 56ZM160 54H164V56L161 59L162 62L160 61V58L159 59L157 58V57H161ZM138 55H141V56H138ZM143 55H144L145 58H146V56L148 57L146 60H145V58H141V59H144L145 60V61L144 60L142 61L143 64L145 62L146 63L148 62V63L146 64V67L145 68H144L145 65H143L142 66L143 68L140 67L138 69V67L141 66V65H138V64L142 63V62H140L141 59H140V61H138V60ZM150 56L152 57V60L153 61L152 60H149ZM105 57H108V58H105ZM229 58L231 59L232 56H227V58H224V59H218L217 58L216 61H214L215 75L212 76L213 79H212V77H210L207 81H204L206 83L203 82V86L204 87H205V85H207V82H209L208 85L212 86V88L214 87V89L216 90V92H217V90L219 88H221V87L218 88V87H216L214 85L217 84V83H219L217 81H221L222 80L224 82V80L226 81L228 79L230 73H228V71H226V70L228 69V67H230L229 63H232V64L238 63V60L237 61L232 60L233 61L232 62V61H230ZM130 61H132V62H130ZM150 61H151V63H150ZM155 61H156V63L153 64ZM172 61L174 62V64L172 63ZM225 61H226L227 64L226 65L225 64L222 65L223 63H225ZM128 62H130V63L128 64ZM134 62H137L138 64L136 65V63H134ZM157 62L159 64L161 63L160 64L161 67L158 68L156 66L157 67L156 68L154 66V65H159V64H157ZM239 62L242 63V61H239ZM219 63L221 64V66H218ZM127 64H128V66H127ZM175 64H176V66H175ZM232 64H231V66H232ZM238 64H236V65H238ZM130 65H131V69L129 67ZM227 65H228V67H227ZM262 65H263V67L261 66V68H264V61H263ZM222 66H224L225 68H227V69H225L226 72L224 71L222 73V71L224 70V67H222ZM219 67H221L223 69H221ZM126 68H128L129 71H126L127 70ZM217 68H219L220 71H218L219 72V75H218V72H217V75L218 76L216 77V70H217ZM140 69H142L143 72L142 71H139ZM79 70H80V68H78V69L75 68L74 72L76 74H80L81 73V70L80 71ZM228 70H230V68ZM1 71L2 72L0 73V78H2L3 74H6V72L8 71V69H5V68L3 69L2 68ZM129 72H130L129 76H131V78L128 77V73ZM143 73H144V75H143ZM198 73H199V71H195V74L196 75L194 74V77L195 76H198ZM158 74H161V75H158ZM137 75H138V78L139 79H141V77H144L143 78L144 80L141 83V84L144 83L143 85H140V83H138V82H141L142 79L139 81L136 78ZM124 76H126V77H124ZM160 76H162V77L160 78ZM259 76H257V77H259ZM128 78H129V80H128ZM134 78L138 81V82L135 81L136 82L135 84H133L134 83V80H135ZM145 78H146V80H145ZM217 78L220 79V80H217L216 81ZM108 79L109 80H114V82L113 81L110 82ZM130 79H133L132 80V84L130 83L131 82ZM170 79H172V80H170ZM182 79H183L184 82L182 81ZM0 81H1V79H0ZM107 82H108L109 85L107 84ZM105 83H106V85H105ZM113 83H114V85H113ZM154 83H156V84H154ZM257 83L260 84V85H258L259 87L257 86ZM107 85L108 86H111V87H108ZM185 85H186L187 88L185 87ZM210 86H206V87H208L207 90H209L211 88ZM149 87L150 88H154V90L150 89ZM31 89L33 91L36 90V88H31L30 87L29 90H27V92H31L30 91ZM254 89H255V91H254ZM185 90H188V91H185ZM172 91H174V92H172ZM156 92H159V91L156 90ZM170 92H172V93H170ZM62 95H63V98H62L61 101L63 103L64 102H68L67 96L65 95V97H64V94H62ZM142 95H145V96L143 97ZM173 96H176V97L173 98ZM252 99H253V101H252ZM2 100H3V98H2ZM246 100L247 101L249 100L248 103H247L248 104V107L250 105L249 108L247 107ZM182 101H184V102H182ZM25 102H26V100H24V101L21 100L20 103H18L19 107L22 108L23 104L26 105ZM233 102L234 101H232V103ZM250 103H253L252 104L253 107L251 106ZM20 104L22 106H20ZM236 106L239 107V108H238V110L235 109V111H234V107H236ZM119 107H120V109H118ZM194 107H195V109L198 108L199 110L198 109L197 110H194L193 109ZM232 107H233V109H232ZM245 107H246L247 110H245ZM220 108H221V110H220ZM250 108H253L252 111H250ZM24 109L25 108H23V110H22L23 112L22 111L20 112V114L23 116L22 118L20 116V120L21 121L26 116H27V118L29 116L27 114V112L24 111ZM116 110H119V113H116ZM203 110H204V112H203ZM243 110H244V113L246 112L245 114H242L241 113ZM226 111L227 112H231V113H233V111H234V112H236V114H234V113L233 114L228 113L229 114V117L232 115L231 116L232 119L230 118V120L228 121L229 117L226 118L227 117L225 115ZM238 111H241V112H238ZM223 113H224L225 117L223 116L224 118H222L220 116L221 117V119H220L218 117V115L219 114L220 115H223ZM119 114L122 116V119H120V115ZM239 114H242L243 116L242 115H239ZM61 115H62V117L65 115L63 118H68L69 115H70V112H69V110H67V108H63L62 111H61ZM234 115H236V116H234ZM248 115L249 116L251 115V119H252V116H253V118L255 117L258 120L252 119V121H251V119H250V117ZM241 116H242V122L244 124L241 122V119L240 120L238 119V117L241 118ZM143 117H145V119H142ZM246 117H249V118H246ZM27 118H25L24 120L26 121ZM208 119L211 120V121L208 122ZM225 119H226V121H225ZM247 119H249L250 121L248 120L249 122L248 121L245 122V120H247ZM262 119L264 120V117ZM10 120H11V122H10ZM10 120H8V123L10 122L8 125L5 124V125H7L6 126L7 127L6 130L9 131L10 134L12 133L13 136H14V133H17L18 129L21 128V127H19L21 124H20V122L18 120H16L17 122L16 121H13L12 118ZM63 120H65V119H63ZM141 120H144V121L141 122ZM237 120H238V122H237ZM223 121H225L226 123L228 122V123L226 124ZM234 121H236V122H234ZM253 121H256L258 123L256 124V122H255L254 125H253V123H252ZM3 122H6L7 123V119L2 120L1 123H3ZM18 122H19V124H18L19 126L17 125ZM135 122L136 121H134V123ZM222 122L225 123L227 126H225V124H222ZM230 122H232V123L234 122L233 124L231 123L232 126L230 125ZM248 123H250L251 126L247 125ZM137 124H134L137 127L136 128L133 127V131L138 128V125ZM209 124H210V127H209ZM3 125H0V126H3ZM85 125L87 126V124H85ZM213 125H216V127L213 126ZM235 125H236V127H235ZM89 127H90V125H89ZM234 127H235V129H238L240 127V129L235 130ZM251 127H253V128H251ZM130 128L129 127L126 128L125 133L128 132L129 130L132 131V129H130ZM227 128H228V131H229V132L227 131L228 133L225 132V134H226L227 137L226 136L223 137V140H222V138L219 139V142H220L219 145H216L215 146L214 144L218 141L217 140L218 138L216 139L217 135L221 133L220 131L224 132L223 129L227 130ZM121 129H123V130L121 131ZM127 129H128V131H127ZM247 129H249V130H247ZM207 130L208 131L210 130V131L208 132ZM231 130H233L234 133ZM131 131H129V132H131ZM235 131H237V132H235ZM18 132H20V131H18ZM118 132L120 133V135L122 134L121 137L118 135L119 134ZM251 132H253V134H255L256 137ZM230 133H232L233 135H231ZM243 133H241V135H243ZM246 133H250V135L251 136L253 135V136L250 137V135H247ZM227 134H230V135L228 136ZM235 134H236L237 137L235 136ZM2 135L0 137V140L2 138ZM11 135H9L8 132H6L5 137L2 138L3 140L0 141V145H1L0 147L1 148L3 147V150H1V148H0V150L1 151H4L5 150L4 152H6L7 151L6 149L9 148L7 142H11V143H9V145L12 146L13 149L17 145L16 147L21 148L20 151L24 152V146H26L25 144H26L27 141L26 140L24 141L25 144L23 143V141H22V143H20V140H23L24 139L23 137H22L23 139H20L21 138L20 137L19 139H17V140L15 139L14 140V139H12L14 137H12ZM208 135H210L209 140H211V141H209V143L207 142V140H208L207 139L208 138L207 136ZM232 136H233V138L236 137L237 139L234 138L232 140ZM132 137H134V136H132ZM4 138L7 139V141ZM40 140H41V138H38L37 139V142H35L34 145H36L37 147H39V146L41 147L42 145L43 146L46 145L45 146V150L48 149L47 151L52 152V153H50V154H52L50 157H48L49 155H46L43 152H40L39 151V152H37V154L35 156H33V159H32L31 156H29V152L21 153L19 151L16 154V156H13V157L11 155L7 154V158H8V156H11L13 158L12 159L10 157L9 158L10 161H8L9 159L7 160L8 163L6 161H5L4 164H2L4 161L2 163H0V165L1 164L4 165V167H2V165L0 166V176L3 177V176H5V174L7 175L8 173H9L8 174V177H10V175L12 176L11 177L12 179H8L7 184L5 185V187L4 186H0V201L1 200H5V201H9L10 202L11 200H13L11 203H9L10 204L9 211H12V212L13 211L16 212V208L18 207L17 205H19V207L17 209L18 210L17 213L19 212L18 213L19 221H23V223L24 222H27L26 221L27 217H30V214H31L30 213V210H31L30 205L33 206V207H35L38 204L37 201H36L38 198H37V196L35 194L36 193L35 191L37 190V188L36 187L34 188V185H32V184L25 185V184H27L28 178L26 177V175H25L24 172L18 173V175H17L18 177H15L16 176V172H13L12 169L10 170V172H6L5 173V171H8V169L10 168L11 165H15L16 166V165H18V163L20 164L22 162V160L24 162V159H26V158L27 159H30V161L33 162V164H31L30 161L28 162V160L27 161L25 160V162H27L28 164L26 163V166L23 165V167H27V165H28V167L26 168L27 170H30L31 165L33 166L34 163L36 164L35 167L34 166L32 167L34 169L31 168L33 172H30L29 175L27 173V176H29V179H31L30 177L32 175H30V174L31 173L32 174H35V176H33L32 179L34 180V178L35 179L37 178L39 181L38 180H34V181L35 182L37 181L36 183H38V184H40L41 182L42 183L46 182L47 179H53L54 176H55V174H56V172H58L60 174H62V173L64 174V180H63L64 182H63V185L57 191V194L54 197L55 199L53 198L54 201L55 200L58 201L56 203L53 202L55 205L56 204L59 205V203H60L59 201L61 200V202L63 203V205L65 207V205L68 203V200L70 198H73L74 196H83V195L86 194L85 191H82L79 188H75L72 185V180H73L74 177L73 176L70 177V173L69 172H68L69 174L66 173L67 175H65V172H67V171H65V168H68L69 165L71 166V164L74 163L73 162L74 159L72 158L71 155H70V157H71L70 158L69 157V154H67V152H72V151H75V150L74 149H68L66 147L65 141L60 140V138L59 139H56V140L53 139L50 142H46L45 145H44L43 142L41 143V141H43V140H41V141ZM215 140H217V141H215ZM220 140H222V141H220ZM212 141L213 142L215 141V142L212 143ZM197 142H200V143L197 145ZM258 142L259 143L261 142L260 143L261 144V147L262 146L263 147L262 148H259V149L256 148L257 150H255V149L253 150L252 147H257V146L260 147V144ZM39 143H41L42 145H40ZM182 143H184V144H182ZM6 144H7L8 148H6L7 147L6 146L5 147L6 149H5L4 146ZM38 144H39V146H38ZM217 144H218V142H217ZM248 144H250V145L252 144V145L250 146ZM21 145H23V146L21 147ZM47 145L49 147H47ZM153 145H150V147L153 146L154 148H156V146L158 147L160 144L159 145L153 144ZM217 146H220V147H217ZM150 147L149 146L147 147L148 151L150 149H153L154 150V148H152V147L150 148ZM170 148H169V151H166L165 152V155H166L165 157H161V156H163V154L160 153L159 156H156L155 157V160H153V162L154 163H156V162L158 163V162H161L162 160H165L164 158L169 157L168 153L170 154V151H172V150H170ZM217 148H219V150H217ZM42 149H44V148L42 147ZM215 149H216V151H214ZM108 150L106 151V153H109ZM254 151H256V153H255V156L256 157L254 156V154H250V153H254ZM262 153H264V149H263V152ZM249 154H250V156H249ZM259 155H261L260 156L261 158L259 157ZM111 156H110L109 159L113 163L114 162V156H112L113 158ZM216 156H217V154H216ZM216 156H215V158H216ZM247 156H249V157L246 158ZM203 157H205V156H203ZM215 158H213V159H215ZM255 158H256V160H255ZM198 160H202V159L200 158ZM238 160L241 161V162H239ZM207 161H206V163H207ZM257 161L259 162V165H257L258 164ZM238 163H240V165ZM245 163H246V165H245ZM252 163H255V165L252 164ZM234 165H236L239 168L236 169L237 167H235ZM232 167H233V169H232ZM234 167H235V169H234ZM6 168H8V169H6ZM148 168H152V166L149 165ZM216 168L217 167H215V169ZM212 169L214 170V168H211V171H212ZM232 170H234V171H232ZM236 170H238V171H236ZM120 171H122L121 172L122 174L128 172L127 168H125L124 170L122 169ZM220 171L225 172V173H222ZM245 171H247V173ZM97 174L96 175L98 177L95 176V178H97V180L101 179L102 177H100V176H102V174L100 172H98V171H97ZM68 175H69V177H68ZM13 176H14V179H13ZM21 176H22V178H21ZM56 176H58V175H56ZM233 176H236V179ZM242 178L246 182L245 183V186L243 184L244 182L242 181ZM12 180L14 181L13 183H12ZM223 180H225V182ZM15 181H17V183ZM236 181H237V183H236ZM211 182L213 184H210ZM139 185H140L141 191L144 190V188H142L143 187L142 183H139ZM31 186H33V188ZM223 186H221V187H223ZM242 187H243V190L242 189H239V188H242ZM245 187H247L248 189L245 188ZM193 195H194V198H193ZM33 197H35V200H34ZM57 197L60 200L59 199H56ZM197 197H198V199H197ZM35 201H36L37 204L35 203ZM65 201H67V202H65ZM15 203H16V205H15ZM27 203L29 205H27ZM62 203H60V204L62 205ZM66 206H67L66 208H69L70 207L68 205H66ZM11 207H12V209H11ZM172 207H175V208H172ZM176 207H179V209H176ZM246 211H248V213L249 212H251V213L248 214V213H246ZM178 214H181V217L184 220H187L188 225L190 226V229L188 230V233L186 235L185 234H181L180 232H178V229L181 228L180 224L175 219V216H178ZM2 217H3V215H1L0 223L1 224L2 223L3 224H5V223L8 224L9 223L8 222L9 219L8 218H5V216H4L3 217V221H1ZM250 217H249V219H251ZM120 218L121 217L117 218V220L119 221V220L122 219V218L121 219ZM152 230H154V228H152L150 226V218L149 219L145 218V220L143 222H141V225L139 226L138 232L140 233V236H147L150 233V231H152ZM260 230L261 229H258L257 227H254V232L259 233V232H261ZM46 233L47 232H44V234L39 237L38 242L42 243L44 241L45 237L47 238ZM47 235H48V233H47ZM92 236L93 237L89 238V240L90 241H93V242H94V240L97 241L100 244H97L95 242V245H97V246L100 245V246H102V248H105L106 245H108L107 244V241L110 240L109 237H108L109 236L108 233H104L101 230L99 232L93 233ZM95 237H96V239H94ZM104 237H108V239H105ZM223 242H224V244L227 247H231L233 244L236 243V240L231 236V234H228V235H224ZM104 243H106V245ZM210 243H212V242H210ZM91 244H93V243H91ZM169 245H171V246H169ZM100 246H98V247H100ZM261 246L262 247H261V249L259 250V253H258V262L264 261V244L261 245ZM187 248H190V250H185ZM60 251H61V253H60ZM60 251H58V255H59L60 258H64L67 255V253H68V251L65 252V250L64 251L63 250H60ZM248 254H249L248 251H245L244 252V255H248ZM181 255H185V256L184 257H181ZM225 257H227V258H225ZM226 261H228L229 263L228 262L226 263ZM14 264H19V262H15ZM252 264H256V263H252Z\"/></svg>","mask_w":264,"mask_h":264}]
</instances>
